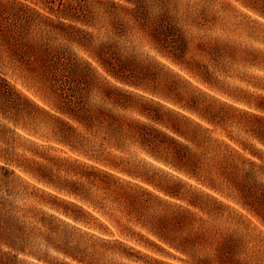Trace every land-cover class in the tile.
Here are the masks:
<instances>
[{
  "label": "rangeland",
  "instance_id": "rangeland-1",
  "mask_svg": "<svg viewBox=\"0 0 264 264\" xmlns=\"http://www.w3.org/2000/svg\"><path fill=\"white\" fill-rule=\"evenodd\" d=\"M114 1L0 0V13L17 10L29 20L16 54L0 41V70L18 91L48 111L33 108L32 114L23 113L17 121L0 117L6 128L5 141L0 139V198L32 230L30 246L18 253L19 264H195L214 250L205 244L190 246L185 237L207 228L234 230L237 225L241 257L264 264V224L237 202L232 186L209 184L204 162L198 176H192L151 156L135 137L117 147L103 138V129L88 132L72 119L75 129L69 141H63L52 115L57 113L56 96L37 67L43 48H58L78 62H89L97 80L89 103H98L125 121L172 134L197 154L207 135L210 146L235 147L244 168L264 186V142L236 124H212L200 113L206 100L248 108L246 99L255 102L256 96L264 95V0H169L178 35L163 44L139 27L132 3ZM143 1L155 15L154 0ZM65 10L87 19L89 23L68 22L89 34L59 23ZM74 34L90 44L68 37ZM101 41L109 44L111 65L133 84L115 78L97 61L93 49ZM102 85L126 92L128 106L108 103L99 92ZM187 102L197 105L198 111L183 106ZM145 113L160 115L161 120ZM172 123L188 137L176 132ZM99 168L133 188L135 203L123 193L125 187L108 184ZM211 195L229 204L223 213L207 211L204 203ZM229 211L240 217L239 223L230 220ZM42 218L51 219V230ZM180 243L184 250L176 246Z\"/></svg>",
  "mask_w": 264,
  "mask_h": 264
},
{
  "label": "trees",
  "instance_id": "trees-1",
  "mask_svg": "<svg viewBox=\"0 0 264 264\" xmlns=\"http://www.w3.org/2000/svg\"><path fill=\"white\" fill-rule=\"evenodd\" d=\"M126 1L132 3L130 9L139 27L146 31L154 42L163 44L164 39L168 40L178 35V27L170 14L169 0H154L157 11L153 16L148 12L146 3L143 0ZM109 2L116 3L114 0H109ZM68 20L89 23L80 13L65 10L61 13L58 22L62 24L67 23V26L74 28L76 32L82 31L89 34V32L74 25L72 22H68ZM28 25L29 20L27 15H22L17 10L0 13V41L7 47L10 54H16L17 47L23 44L21 38ZM68 37L84 46L90 44L89 39H83L75 34L68 35ZM40 54L42 55H38L39 65L37 67L39 66L40 68V78L48 84L51 92L56 96L54 107L57 113H52V115L57 123H59L58 134L63 141L68 142L71 132L75 129L70 120L72 119L88 132L103 129L105 132L103 138L107 141L113 140V144L117 147L123 146V142L126 139L135 137L139 145L151 156L156 159H163L175 168L183 170L192 176H198L199 167L204 162L205 169L203 171L209 179V184L212 186L222 184L232 186L236 190L235 196L237 202L258 216L264 224V186L254 180L250 169L244 168L243 163L245 161L240 160L241 154L235 147L230 149L221 144L215 147L210 146V136L207 135L202 140L206 142V145L203 146V151L197 154L189 148L186 142L180 141L172 134H168L145 123L125 121L124 118H121L118 114L102 107L98 103L88 102L93 88L97 85L94 68L89 62H78L75 57L64 55L63 51L58 48H43ZM93 54L97 61L112 76L123 82L133 84L131 79H127L126 76L119 73L111 65L108 59V55H111L108 42L101 41L97 44L93 49ZM10 56L24 58L23 55ZM99 92L113 106H128L125 98L129 97V95L118 86L102 85L99 88ZM256 97H259V99L255 102H252L251 99H246L248 108L238 107L226 101L217 104L206 100L200 113L212 124H220L224 127L236 124L264 142V115L259 112L264 111V95ZM182 98L180 95L179 100ZM193 99L195 102L196 98ZM185 104L183 106L198 111L197 105L192 103V105L188 106V102ZM33 108L47 111L29 96L18 91L7 74L0 70V117L17 121L23 113L32 114ZM145 114L154 120H161L160 115ZM171 126L176 132L188 137L174 123ZM5 129V124L0 123V139L4 141ZM230 132L228 131V134L234 138L235 135H232ZM191 139L195 140V136L191 137ZM241 143L243 144L242 147L245 148L244 141H241ZM99 169L104 173V177L108 179V184L113 183L117 187H125L123 193L125 195L129 194L132 202L135 203V194L130 192V189L133 188H128V185L121 182L119 176H115L112 172L102 168ZM149 181L152 182L151 180ZM127 183L130 182L127 181ZM155 184L168 194L178 195L174 189L163 187L158 183ZM142 190L145 191V188H142ZM134 191H137L139 194L137 189H134L132 192ZM224 205L229 206V204H225L223 201H217L213 195L207 198L204 203L207 211L213 214L223 213L225 209ZM8 206V203L0 198V264H19L18 253L25 252L26 248L30 246L29 237L32 235V230H29L24 219H20ZM231 208L233 210L236 209L234 207ZM180 215L182 217L187 216L184 213ZM72 216L75 219L79 218L76 214ZM227 216L230 217V220H234L235 223L240 222V217L238 218L237 214H233L231 211L228 212ZM239 216L246 218L249 222L252 221L244 213H241ZM41 220L51 230L53 227L51 219L42 218ZM226 231L218 228H207L200 234L185 237V242L190 246L205 244L214 250V252H208L206 256L201 258L200 262L202 263L198 262L195 264H253L249 262L248 257H241V237L236 236L238 225L234 230H229L228 227ZM157 233L165 237L161 231H157ZM100 238L106 241L110 240V238ZM117 241L125 244L120 239H117ZM181 244L176 246H180L178 248L183 249L184 247L182 246L184 245ZM29 252L37 254L33 251Z\"/></svg>",
  "mask_w": 264,
  "mask_h": 264
}]
</instances>
